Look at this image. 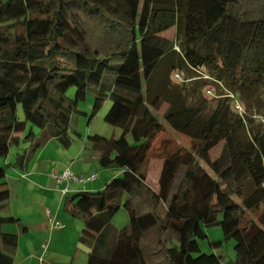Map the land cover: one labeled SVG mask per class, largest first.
Segmentation results:
<instances>
[{
	"label": "trees",
	"instance_id": "1",
	"mask_svg": "<svg viewBox=\"0 0 264 264\" xmlns=\"http://www.w3.org/2000/svg\"><path fill=\"white\" fill-rule=\"evenodd\" d=\"M172 27L174 39L163 36ZM106 71L93 114L108 98L104 121L122 134L87 140L100 167L121 173L64 200L87 264H219L198 244L213 226L234 241L232 264H264V0H0V160L23 171L49 142L69 147L71 114ZM163 104L166 126L193 144L161 160L154 191L143 164ZM5 176L0 165V210ZM121 207L130 223L118 229ZM11 223L0 216V264H13Z\"/></svg>",
	"mask_w": 264,
	"mask_h": 264
},
{
	"label": "rangeland",
	"instance_id": "2",
	"mask_svg": "<svg viewBox=\"0 0 264 264\" xmlns=\"http://www.w3.org/2000/svg\"><path fill=\"white\" fill-rule=\"evenodd\" d=\"M89 30L91 29L89 28ZM163 36L169 39H174L175 28L172 27L168 29L163 33ZM179 79H180L179 75L178 77L175 76L172 77V81H179ZM110 80H111L110 72L109 71L104 72L99 87H90L86 92L85 98L78 102L76 111H74L70 117V124L68 131L70 146L65 148L61 144L55 142L48 144L47 146L44 147L43 151L42 149L41 150L39 149L38 151H36L37 153L35 152L36 155L31 159L29 163L30 165L29 168H31V165L34 163V161H37V159L41 157L42 160H45V162L43 163V167L41 169V173H46L48 175H50V173L58 175L57 173L59 172L57 171L55 172L54 170H55V165L59 166V164L63 165V170L69 167L71 172L73 173V176L81 177L84 178L85 180H88L89 178L88 175L87 176L83 175L82 173H80L79 170H83V169L87 170L90 166L92 171H89V173L90 172L96 173L97 176H98L97 171L107 172L109 176H107L106 181H108L110 178H114L120 175V174L115 175L118 174L117 173L118 171H120L118 168H102L99 166L96 160H93V158H91L93 156V151L91 149V145L87 140L88 136H93V135H98L101 137H105L107 139H118L122 134L120 129L116 127H112L111 125L107 124L104 121L105 114L107 113V111L111 106V101L108 98L104 99L101 107L93 114V105L96 96V91L97 89H102L106 94L107 84L110 82ZM213 95H214L213 88H209L208 91L204 93V96L207 100H210V98L213 97ZM65 96L70 100L74 99L75 88L70 87L66 91ZM165 108L166 105L163 104L156 113L159 122L165 126L164 131L153 141L151 151L147 156V160L143 164V170L145 171V175H146V184L149 186V188H151L154 191H157V178H158L157 174L160 169L161 160L164 157L172 156L175 154L181 155L180 158L184 159V157L186 156V154H184V150L190 149L193 144L191 139L172 131L171 129H169V127L166 126L164 119L161 117V114L163 113ZM236 110L238 112H241L242 107L241 110L238 109ZM126 139L129 143L133 142L130 135H126ZM222 145L223 142H220L216 146H214L211 150H209L208 155L210 160H214L219 155ZM17 152H18L17 148L10 147L9 155L6 158V162H12L14 155ZM79 157L81 160L77 159ZM73 163H75L74 167H72ZM198 164L201 167L207 169L205 163H203L202 161H198ZM0 165L6 170L7 172L6 180L7 182H9L8 173H12V169L9 166H7L3 160H0ZM104 178L105 175H102L101 177L98 176L99 181L104 180ZM178 180H179V175L177 176L176 182H178ZM11 182L12 181H10L9 183ZM24 183L25 182H23L22 186H20V188H18V190L16 191L14 186H12L11 189H9L10 199L13 206L12 212L14 214H17L19 212L25 213L26 211H30V212L32 211L36 218L39 215L38 204H40L41 206L40 207L41 213H43L42 211L44 206H47V208L50 207L46 205L45 202L47 200L43 198V196L41 195L43 191L40 192V190H42L43 187H35L33 190H31L29 188H26L24 186L25 185ZM45 184L46 186H48L47 188H51L54 191L57 190L58 193L66 187V184L57 185L56 181L52 178H50V180L47 181ZM74 184L80 185L82 183H74V182L69 183L67 185L68 194L63 195L62 198L65 196L67 197L71 192H73L72 187ZM17 187L19 186L17 185ZM35 191H39V192H35ZM45 193L48 194L47 192ZM20 201L24 202L27 205V207H20L19 204ZM54 205L55 203L53 202V206ZM57 211H59L60 213L59 215L60 217H62V218L59 217V220L61 223L64 224L66 230L70 231L71 228L74 229L76 226L80 225L79 219H76V217H72L70 213L65 209L64 199L60 201V204L57 207ZM3 214L4 213H2L0 216L2 217L7 216ZM27 218H30V216H27ZM128 223H130V221L128 219L127 213L122 207L111 218V224L118 229L126 226ZM15 225L16 223L4 224L2 226V230L10 231L6 228H12L13 231L11 232H15L16 230ZM48 231L49 230H47L46 232L47 237L49 235ZM205 232L207 237L204 240L198 241L200 252L221 256L222 261L219 264H232L235 258L234 241L232 239L226 240L219 226L208 227L206 228ZM69 240H71V238L66 237L65 241H69ZM211 244H216V246ZM65 245L66 243L63 242L62 246ZM74 246L75 248H73V250L75 251L76 255L75 256L72 255L69 257L68 259L69 264H74L78 260L79 256L82 257V261H83L82 264H85L86 263L85 259L87 258L85 247L77 242V237H76V244ZM8 250L9 249L4 248L5 252H7ZM63 260L66 261L67 256H64Z\"/></svg>",
	"mask_w": 264,
	"mask_h": 264
},
{
	"label": "crops",
	"instance_id": "3",
	"mask_svg": "<svg viewBox=\"0 0 264 264\" xmlns=\"http://www.w3.org/2000/svg\"><path fill=\"white\" fill-rule=\"evenodd\" d=\"M50 143H53V142H49L48 144ZM48 144H46L45 146H47ZM44 147L42 148V151L44 150ZM35 155L36 154L34 153L33 157ZM91 158L97 161V155L94 152ZM77 159L79 160L80 157ZM44 162L45 160H42L41 157H39L37 161H34V163L31 165V168H29L30 166L29 163L26 169L23 171L11 168L12 173H8L9 182L12 181L11 183L7 182L6 176L4 178L5 186L8 188V190L11 189L12 186H14L15 191L18 190V188L22 186L23 182H25L24 186L31 190H33L35 187H43L44 189L42 188V190H40V192L43 191L41 195L43 196V198L47 200L45 202L46 205L50 207V208H47V206H44L43 211H42L43 213H41V210H40L41 206L40 204H38L39 205V215L36 218L32 211L31 212L26 211L25 213L19 212L17 214H14L12 212L13 206L11 203L10 192H9V200L7 204L4 205V207L0 210V214L4 213L3 215L13 216L18 219V223H16L15 225L16 230L15 232H13L17 235V238H18L16 247L14 248L13 251H11L12 257H13V264H69L68 262L69 257L72 255L73 256L76 255L73 248H75L74 245L76 244V237H77V242L79 243L78 238L83 228V224L81 223V220H79L80 225L76 226L74 229L71 228L70 231L66 230L65 226L62 229H54L52 227L53 226L52 222L60 221L59 220L60 213L59 211H57V207L59 206L60 201H62L63 199L65 200L66 198H68L70 195L74 193H77L80 191L96 192V191L102 190L105 186L104 183H107L111 179L110 178L111 176H110L109 177L110 179L106 181L107 176H109V174L105 171H97V174L99 177H101L102 175H105L104 180L99 181L96 173H91V172L89 173V171H92L91 166L87 170L85 169L79 170L80 173H82L83 175H86V176L88 175V177H90L91 175H96V178L92 181H86L80 185L74 184L72 187L73 192H71L67 197L65 196L62 198V195L60 192L58 193L57 190L54 191L51 188H47L48 186H46L45 183L49 181L50 178L52 177L46 173H41V169L43 167ZM74 165L75 163H73L72 167H74ZM160 168H161V165H160ZM62 170H63L62 164H59V166L55 165V170H54L55 172L57 171L60 173ZM117 173L118 174H115V175H119L121 173V170L118 171ZM159 173H160V169H159L157 176H159ZM22 174H25L24 178L20 177ZM6 175H7V172H6ZM157 181H158V178H157ZM17 185L19 187H17ZM35 192H39V191H35ZM45 192H47L48 194H46ZM53 202L55 203L54 206H53ZM19 204H20V207H27V205L22 201H20ZM46 209L49 210V216L46 214ZM27 216H30V218H27ZM19 226L22 228H20ZM79 226H80V229H79ZM6 229L10 230L6 232L13 231L12 228H6ZM47 230H49L48 237L46 236ZM66 237H70L71 240L65 241ZM63 242L66 243L65 246H62ZM85 252L86 254L88 253V249L86 247H85ZM64 256H67L66 261L63 260ZM85 261H86L85 264H87V258L85 259ZM82 263H83L82 257L79 256L78 260L74 264H82Z\"/></svg>",
	"mask_w": 264,
	"mask_h": 264
},
{
	"label": "built area",
	"instance_id": "4",
	"mask_svg": "<svg viewBox=\"0 0 264 264\" xmlns=\"http://www.w3.org/2000/svg\"><path fill=\"white\" fill-rule=\"evenodd\" d=\"M175 77H178V75H174ZM235 107L240 110V107L235 105ZM50 176L56 181L57 185L60 184H66V187L64 189H62L60 191L61 195H66L68 193V188L67 185L71 182L74 183H84L86 181H92L96 178V175H91L88 180H85L84 178L81 177H75L73 176V173L71 172V170L69 169V167H67L66 169H64L60 174L56 175V174H50ZM21 178L25 177V174H22L20 176ZM46 214L49 216V210L46 209ZM53 228L54 229H62L64 228V224L61 223L60 221H53ZM41 260V259H40Z\"/></svg>",
	"mask_w": 264,
	"mask_h": 264
},
{
	"label": "clouds",
	"instance_id": "5",
	"mask_svg": "<svg viewBox=\"0 0 264 264\" xmlns=\"http://www.w3.org/2000/svg\"><path fill=\"white\" fill-rule=\"evenodd\" d=\"M235 105H237V104H235ZM238 106V105H237ZM236 108V107H235ZM237 109V108H236ZM240 110H241V108H240Z\"/></svg>",
	"mask_w": 264,
	"mask_h": 264
}]
</instances>
